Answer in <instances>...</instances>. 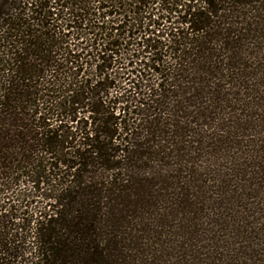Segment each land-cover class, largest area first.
Returning a JSON list of instances; mask_svg holds the SVG:
<instances>
[{
	"label": "trees",
	"instance_id": "16d2710c",
	"mask_svg": "<svg viewBox=\"0 0 264 264\" xmlns=\"http://www.w3.org/2000/svg\"><path fill=\"white\" fill-rule=\"evenodd\" d=\"M0 264H264V0H0Z\"/></svg>",
	"mask_w": 264,
	"mask_h": 264
}]
</instances>
